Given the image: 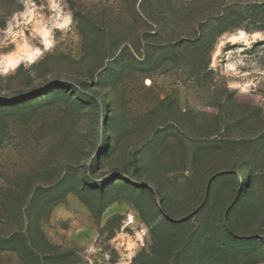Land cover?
<instances>
[{"label":"rangeland","instance_id":"rangeland-1","mask_svg":"<svg viewBox=\"0 0 264 264\" xmlns=\"http://www.w3.org/2000/svg\"><path fill=\"white\" fill-rule=\"evenodd\" d=\"M0 264H264V0H0Z\"/></svg>","mask_w":264,"mask_h":264},{"label":"bare ground","instance_id":"bare-ground-1","mask_svg":"<svg viewBox=\"0 0 264 264\" xmlns=\"http://www.w3.org/2000/svg\"><path fill=\"white\" fill-rule=\"evenodd\" d=\"M46 43H50V40L46 39ZM15 62H16V60L13 59V60L10 61V64H14Z\"/></svg>","mask_w":264,"mask_h":264},{"label":"water","instance_id":"water-1","mask_svg":"<svg viewBox=\"0 0 264 264\" xmlns=\"http://www.w3.org/2000/svg\"><path fill=\"white\" fill-rule=\"evenodd\" d=\"M187 218H189V216H188ZM187 218H186V219H187ZM174 221H178V220H174ZM179 221H182V220H179Z\"/></svg>","mask_w":264,"mask_h":264}]
</instances>
